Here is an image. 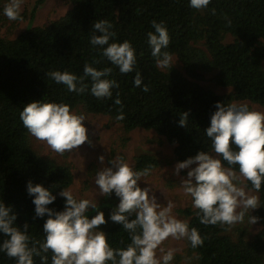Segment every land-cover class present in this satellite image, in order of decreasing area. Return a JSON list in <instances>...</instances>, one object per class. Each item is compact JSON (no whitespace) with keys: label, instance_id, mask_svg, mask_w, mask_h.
I'll use <instances>...</instances> for the list:
<instances>
[{"label":"trees","instance_id":"trees-1","mask_svg":"<svg viewBox=\"0 0 264 264\" xmlns=\"http://www.w3.org/2000/svg\"><path fill=\"white\" fill-rule=\"evenodd\" d=\"M70 1L73 7L62 18L47 26H30L15 40L2 38L0 15V202L12 206L17 215L15 225L24 230L28 224V234L41 243L48 217L34 219L35 197L29 195L27 185L31 181L34 186L42 185L52 191L57 199L48 207L63 211L66 197L60 192L72 186L74 175L70 166L43 158L32 150L30 134L20 119L28 103H65L73 111L82 108L108 116L122 126L126 135L137 129L154 131L174 147L177 162L201 150L212 153L211 140L205 132L211 125V115L217 111V102L249 101L264 106V0H211L202 10L192 8L190 0ZM45 2L36 0L32 18ZM100 20L113 25L111 31L116 36L109 43L131 42L137 56L133 72L122 74L102 55L101 47L91 45L92 35L101 34L92 29ZM154 20L166 26L170 44L165 50L181 61L190 79L175 67L167 71L157 67L148 43V33L155 32ZM228 35L233 38L231 43L225 42ZM86 64L97 70L112 68L107 78L114 79L119 87L112 89L111 99L91 94L90 77L84 81L87 90L77 94L47 75L68 71L79 77ZM137 72L143 81L140 87L134 85ZM213 72V84L230 88L231 93L219 95L198 83ZM144 85L149 86L148 92L143 91ZM117 96L121 105L115 104ZM121 108L124 119L117 120ZM183 112L189 113L187 127L179 123ZM149 164L155 170L160 162L155 156L141 154L136 157L134 168L143 170ZM235 170L239 173L238 165ZM246 184L252 189L250 182ZM256 193L261 206L254 216L260 217L262 229L253 240L242 236L233 239L225 233L224 226L201 224L199 210L194 207L179 211L190 228H197L204 237L203 246L195 249L188 241L198 264H264V184ZM98 210L104 212L108 221L99 230L108 234L110 245L116 249L127 247L129 234L110 219L114 209ZM97 214L96 210L89 219ZM6 238L0 233V245ZM47 255L51 264V251ZM0 264H16V260L0 252ZM34 264H41L39 257H34Z\"/></svg>","mask_w":264,"mask_h":264},{"label":"clouds","instance_id":"clouds-1","mask_svg":"<svg viewBox=\"0 0 264 264\" xmlns=\"http://www.w3.org/2000/svg\"><path fill=\"white\" fill-rule=\"evenodd\" d=\"M23 3L24 0H9L3 14L9 20L22 21ZM210 3L211 0H190V6L197 10L207 8ZM152 27L155 32L148 33V43L156 65L172 68L173 57L165 50L170 44L168 30L163 22L155 20ZM112 28L107 20L95 22L93 32L101 34H93L90 43L93 47H101L102 55L122 74L131 73L137 63L136 51L129 41L109 43L116 36ZM111 73L112 68L97 70L86 64L83 75L79 77L68 71H52L47 75L77 94L87 90L88 85L84 81L90 77L91 94L99 99H111L112 89L119 87L114 79L107 78ZM142 83L137 72L134 85L140 87ZM149 90L148 85L143 86L144 92ZM121 103L117 96L115 104ZM214 107L217 111L211 115V125L205 132L211 140L214 155L201 150L195 156L178 162L175 174L189 169L180 186L184 195L192 198L193 207L199 210L200 223L230 229L243 223L246 214L261 206L259 196L253 195L252 191L259 192L264 184V112L250 110L247 103L217 102ZM181 117L180 125L187 127L189 113L183 112ZM20 119L30 135L60 155L78 151L86 142L91 144L88 129L83 123L87 117L73 111L69 104L34 101L23 108ZM116 119H124L122 108ZM99 160L103 163L105 157L100 156ZM224 162H227V167ZM110 163L112 167L96 172L95 183L100 195L108 197L115 192L120 198L110 219L121 224L129 234L127 247L113 248L108 234L98 230L108 221L104 212L98 210L97 201L77 199L70 189H63L60 195L66 197L65 210L56 211L48 207L57 199L52 191L42 185L34 186L29 181L27 191L35 197L34 219L48 217L43 226L45 239L42 243L33 240L28 234L29 225L25 224L21 230L15 225L17 215L13 214L12 206L0 202V233L7 237L0 245V252L15 259L16 264H34V257H39L41 264H48L49 251L52 253L51 264H171L179 249L169 247L166 250V241L187 240L193 249L203 246L204 237L198 229L190 228L187 221L174 215L173 201L168 200L166 206L159 204L155 195H150L151 188L139 186V181L147 182L144 178L152 173L154 165L136 170L119 155ZM237 165L239 173L235 170ZM244 181L250 182L252 189L246 190ZM90 209L98 212L91 219L86 215ZM259 219L250 215L249 223L256 224Z\"/></svg>","mask_w":264,"mask_h":264},{"label":"rangeland","instance_id":"rangeland-1","mask_svg":"<svg viewBox=\"0 0 264 264\" xmlns=\"http://www.w3.org/2000/svg\"><path fill=\"white\" fill-rule=\"evenodd\" d=\"M8 2L9 0H0V15L3 19L1 36L6 40H15L30 26H47L62 18L73 7L70 0H46L37 10L35 17L32 18L36 0H24L21 10L23 20L12 21L3 14V9ZM232 41L231 36H226V43ZM172 57L173 67L188 77L181 61L176 56ZM160 69L167 71L168 68ZM214 75L215 72L206 74L205 80L198 83L219 95L231 93L230 88H221L213 84L211 79ZM239 103H247L251 110L264 112V106L249 101ZM75 112L87 117L83 123L88 129L91 144L86 142L80 146L78 151L74 150L64 155L52 151L45 142L37 140L32 135H30V145L32 150L41 157L70 166L74 175V182L69 189L77 199H91L98 202L99 208L110 207L115 209L120 203V198L115 195V192L108 197L99 194L98 185L95 183L96 172L104 167H112L110 161L115 159L117 155L122 156L126 163L134 167L136 157L141 154H149L155 156L160 165L148 177L144 178L147 182L144 180L139 181V186L141 188H151L150 195L154 194L159 204L166 206L168 200L173 201L175 204L174 215L178 219L188 222L179 211L193 207L192 198L185 196L180 186L182 180L187 178L189 169L181 170L179 175L175 174V166L178 162L174 157V147L172 145L154 131L137 129L126 135L122 126L108 116L88 113L82 108L75 110ZM100 156L105 157L103 163L99 160ZM244 184H246V181H244ZM246 190L250 189L247 187ZM252 194L258 195L255 191H252ZM256 210H251L246 214L243 223L236 224L230 229L224 226L225 233L233 239L242 236L246 240H253L262 229L259 221L253 225L249 223L250 215L254 216ZM95 211V209H90L86 215L90 218ZM164 247L166 250L169 247L179 249L175 253L171 264H198L196 256L189 251L187 240H168L165 242Z\"/></svg>","mask_w":264,"mask_h":264}]
</instances>
